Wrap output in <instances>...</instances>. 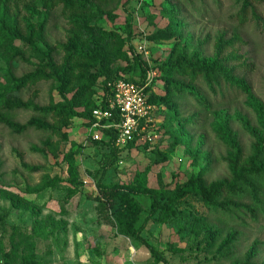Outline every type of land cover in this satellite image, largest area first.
<instances>
[{"label":"rangeland","instance_id":"obj_1","mask_svg":"<svg viewBox=\"0 0 264 264\" xmlns=\"http://www.w3.org/2000/svg\"><path fill=\"white\" fill-rule=\"evenodd\" d=\"M248 1L251 8L244 16L239 0H131L127 7L111 0L106 6L118 18L100 20L97 26L131 39L130 45L154 73L153 94L164 95L158 67L175 60L181 47H188L190 58L212 60L218 42L220 58L249 88L244 94L221 83L211 91L197 80L192 85L194 95L173 94L176 115L164 105H154L150 123L144 127L148 142L140 140L131 149H119L117 163L102 181L101 189L111 190L106 193L97 180L109 148L106 138L92 139L91 112L89 120L73 118L57 134L49 129L58 127L55 115L15 108L32 105L55 110L72 101L75 90L69 86L60 93L58 82L42 79L13 92L8 74L19 79L44 64L0 25V115L20 126L34 125L17 134L0 123V264H21L26 255L30 264H162L133 237V230L145 221L141 238L167 264H264L262 181L257 182L258 205L249 196L234 199L252 207L254 216L243 209L214 211L193 195L164 222L158 220V213L149 217L150 200L145 196H134L125 205L123 226L112 216L113 208L122 202L118 193L122 188L162 191L160 201L165 203L175 186L191 177L202 175L207 184L229 181L227 134L235 138L243 160L250 157L252 145L264 139V121L257 114L259 105L264 113V0ZM4 10L7 26L23 36L43 24V42H35L38 49L51 48L56 64L63 63L62 47L70 28L63 5L49 10L43 0H0V20ZM176 42L179 48H174ZM126 67L117 62L113 70L125 74ZM91 99L84 95L73 109L91 110ZM203 226L210 229L212 239L205 238ZM12 245L18 249L17 257L6 263L1 253L9 254Z\"/></svg>","mask_w":264,"mask_h":264},{"label":"trees","instance_id":"obj_2","mask_svg":"<svg viewBox=\"0 0 264 264\" xmlns=\"http://www.w3.org/2000/svg\"><path fill=\"white\" fill-rule=\"evenodd\" d=\"M111 0H43L47 9H53L56 5H63L64 11L69 13V31L66 44L62 47L65 59L61 65H57L54 61L51 48H46L45 52L38 49L36 41L43 42L44 25L37 26L35 31L23 36L16 28L10 29L8 25V12L3 11L0 20L2 30L16 40L21 41L29 49L30 53L43 62L41 69L36 70L32 74L25 75L19 79L8 74L12 83L13 92H19L31 85L36 84L42 79H51L59 84V92L67 90L69 86L75 90L73 100L66 102V105L57 107L55 110L50 108L41 109L32 105H16L15 108H31L33 111L48 115L51 113L57 117L58 127L51 126L49 129L61 134V127H66L69 120L73 118L90 119V112L96 108L99 92L104 91L107 82L123 79L132 83L142 84L146 73L151 70L149 66L141 60L140 55L130 45L129 37L123 39L114 31H106L97 26L100 20L114 21L117 15L112 10H106V6ZM121 1L123 7H127L131 0ZM241 2V15L244 16L251 8L248 0H239ZM172 13V10H170ZM254 14V13H252ZM33 33L35 35H33ZM164 36V35H162ZM168 35H166L167 37ZM176 37V34H171ZM221 43L217 44V52L214 59H206L202 57H188L187 46L181 47L180 55L175 60H169L167 63L158 67L163 81V96H157L152 93L151 85L146 88L145 95L150 105H164L172 112L177 114V109L173 103V94L182 95L183 93H191L192 85L195 81L201 80L206 87L214 91L216 86L221 83L241 91L244 94L249 93V88L243 81L238 80L232 74V69L227 67L226 61L220 58ZM126 47V49H124ZM174 48H179V43H175ZM19 58L24 60L23 55L19 54ZM117 62L127 64V72L114 69ZM130 64V66L128 65ZM47 70V71H46ZM136 70V71H135ZM47 72V73H46ZM128 74V76H125ZM130 74V75H129ZM103 78L98 88L96 84L98 79ZM187 80V82L185 81ZM96 91L97 94L94 95ZM79 98L75 96H79ZM87 95L89 99L93 95V99L89 101L91 110L83 113L76 112L73 109L74 103H77L81 97ZM105 102V94L103 96ZM257 114L260 120L264 121V113L261 105L257 107ZM90 119V123H91ZM0 123L7 126L14 133L20 134L28 128L33 127V123L29 122L24 126L10 122L4 116L0 115ZM43 124H36L35 127L40 128ZM102 139L106 138L109 148L108 157L103 160L100 171L98 173L97 186L104 193L109 192V188H102V181L109 167L114 166L118 161L119 149L115 146V131L101 130ZM147 133H140L130 141L125 148H133L139 143L141 138H145ZM66 133H62V138H66ZM101 139V140H102ZM100 140V141H101ZM227 145L230 148L228 161L231 170V179L206 183L202 175L189 178L186 182L175 186L170 197L165 203H161L163 198L162 191H148L146 189L122 188L118 190L121 203L113 208L112 216L118 226L125 224L123 212L125 205L129 204L130 199L134 196H145L150 200L149 217L158 213V220L164 222L173 213L174 208L188 196H196L201 203L214 211L222 213L232 212L234 209H243L254 216L252 207L242 205L236 202L235 198L249 196L250 200L258 205L260 189L257 182H264V139L256 141L252 145V153L250 157L243 160L241 149L235 138L227 134L225 137ZM145 143L146 139L144 140ZM47 147L51 145L46 143ZM51 148V147H50ZM71 160V157H69ZM1 168V164H0ZM73 163L69 164L70 172L74 171ZM108 190V191H106ZM148 220V219H146ZM145 221L140 227L133 230V237L140 242L151 254V256L162 264H167L166 260L151 246L147 245L141 238ZM204 236L206 239H212L214 235L208 227L203 226ZM15 234V232H14ZM9 254L1 253L6 263L13 262L17 257V247L12 245ZM251 256V251L247 258ZM21 264H30L29 256L20 258ZM247 264V263H244Z\"/></svg>","mask_w":264,"mask_h":264},{"label":"built area","instance_id":"obj_3","mask_svg":"<svg viewBox=\"0 0 264 264\" xmlns=\"http://www.w3.org/2000/svg\"><path fill=\"white\" fill-rule=\"evenodd\" d=\"M154 78V73L149 70L142 84L132 83L123 79L109 81L104 86V91L99 92L97 107L91 111L92 139H102L101 130H113L116 134L115 146L123 149L140 133H147L144 127L150 123V114L154 106L150 105L145 95ZM105 94V102L103 96ZM148 138V139H147ZM149 140L145 138L140 140Z\"/></svg>","mask_w":264,"mask_h":264}]
</instances>
